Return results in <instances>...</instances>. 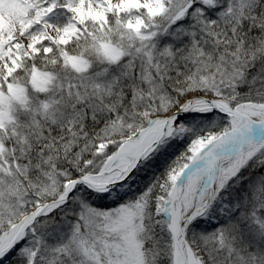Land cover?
I'll return each mask as SVG.
<instances>
[{
  "label": "snow or ice",
  "instance_id": "1",
  "mask_svg": "<svg viewBox=\"0 0 264 264\" xmlns=\"http://www.w3.org/2000/svg\"><path fill=\"white\" fill-rule=\"evenodd\" d=\"M0 264H264V0H0Z\"/></svg>",
  "mask_w": 264,
  "mask_h": 264
}]
</instances>
